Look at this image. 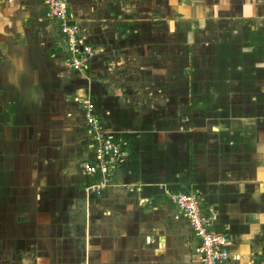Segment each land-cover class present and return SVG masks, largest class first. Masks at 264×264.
I'll list each match as a JSON object with an SVG mask.
<instances>
[{
	"label": "crops",
	"instance_id": "obj_1",
	"mask_svg": "<svg viewBox=\"0 0 264 264\" xmlns=\"http://www.w3.org/2000/svg\"><path fill=\"white\" fill-rule=\"evenodd\" d=\"M65 2L83 72L42 0H0V264H202L167 192L197 194L228 264H259L264 0ZM81 99L126 141L100 194Z\"/></svg>",
	"mask_w": 264,
	"mask_h": 264
},
{
	"label": "built area",
	"instance_id": "obj_2",
	"mask_svg": "<svg viewBox=\"0 0 264 264\" xmlns=\"http://www.w3.org/2000/svg\"><path fill=\"white\" fill-rule=\"evenodd\" d=\"M48 16L54 21L64 40L67 62L72 70L83 72L89 67L93 50L80 37V29L73 22L65 0H42ZM92 160L82 168L87 179L83 190L86 194H100L111 184L112 170L118 165L124 151L122 138L110 133L103 121L95 114V105L90 99L79 100ZM168 201L186 218L193 236L198 241L199 258L202 264H228L230 259L229 239L223 231L214 229L213 217L204 212L196 193L167 192ZM259 264H264L261 260Z\"/></svg>",
	"mask_w": 264,
	"mask_h": 264
},
{
	"label": "rangeland",
	"instance_id": "obj_3",
	"mask_svg": "<svg viewBox=\"0 0 264 264\" xmlns=\"http://www.w3.org/2000/svg\"><path fill=\"white\" fill-rule=\"evenodd\" d=\"M7 164V163H6ZM7 166L9 167V168H11V171L13 172V174H14V171H13V167L15 166L14 165V162L13 161H10L8 164H7ZM19 192V191H18ZM6 205H11V208H9V209H7L6 207V212H4L5 214L3 215V217L4 218H7V219H9L10 217H9V215L10 214H12V212H11V209H13V208H15L18 204H6ZM22 205H24L26 208H27V206L29 205V204H22ZM15 206V207H14ZM1 214H2V212H1Z\"/></svg>",
	"mask_w": 264,
	"mask_h": 264
},
{
	"label": "trees",
	"instance_id": "obj_4",
	"mask_svg": "<svg viewBox=\"0 0 264 264\" xmlns=\"http://www.w3.org/2000/svg\"><path fill=\"white\" fill-rule=\"evenodd\" d=\"M124 142H126V141H124ZM124 147H125V146H123V149H124ZM85 179H86V178H85ZM86 182H87V179L85 180V183H86Z\"/></svg>",
	"mask_w": 264,
	"mask_h": 264
}]
</instances>
